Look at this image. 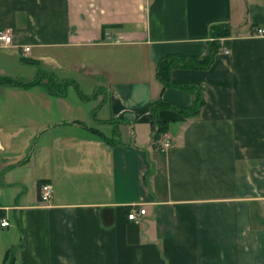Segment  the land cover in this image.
<instances>
[{
    "label": "crops",
    "instance_id": "crops-1",
    "mask_svg": "<svg viewBox=\"0 0 264 264\" xmlns=\"http://www.w3.org/2000/svg\"><path fill=\"white\" fill-rule=\"evenodd\" d=\"M257 28L264 0H0V79L18 82L0 81V264H264ZM212 42L205 68L174 59L171 80L203 104L159 108L157 145L151 103L198 97L163 86L157 62Z\"/></svg>",
    "mask_w": 264,
    "mask_h": 264
},
{
    "label": "trees",
    "instance_id": "trees-1",
    "mask_svg": "<svg viewBox=\"0 0 264 264\" xmlns=\"http://www.w3.org/2000/svg\"><path fill=\"white\" fill-rule=\"evenodd\" d=\"M229 34H230V30L228 29L227 25H216L215 27H213L212 35L217 38L226 37ZM218 47H219L218 42H212L211 46L209 47V55L202 59H199L196 57H187V58H183V57H167L166 58L165 57V58H162L157 62V65H156V77L163 84V86L170 85V86H177V87L192 89L193 87L192 85H184V84H180V83H177L171 80L170 71L176 65L174 63V59L177 58L178 60H181L180 64L181 66H184V67L205 68L211 63L213 55L217 52ZM0 81L4 83H12V84L18 83L17 81H12V80L10 81L8 79H0ZM19 84L21 86H26V84L24 83H19ZM57 84H60V87H62L61 85L66 84V82L58 81ZM62 88H64V85ZM62 90H65V89H61V91ZM192 90L197 95L198 93H200L194 88ZM61 91H56V92L60 94L62 93ZM202 104H203V99L200 97V95H198L195 101V104L188 108L187 107H177L176 105L168 101L161 100V99L153 101L151 103L152 139L153 140L157 139L160 136V134L164 133L168 129V123L159 120L158 117L156 116L159 108H165V107L173 108L177 110L183 116H190V115L197 114L198 109Z\"/></svg>",
    "mask_w": 264,
    "mask_h": 264
},
{
    "label": "built area",
    "instance_id": "built-area-1",
    "mask_svg": "<svg viewBox=\"0 0 264 264\" xmlns=\"http://www.w3.org/2000/svg\"><path fill=\"white\" fill-rule=\"evenodd\" d=\"M256 32L258 34H262L264 31L263 29L257 28ZM12 33L10 29H2L0 30V46L6 47L12 44ZM29 47H24V51H28ZM228 52V51H226ZM157 145L167 148L170 146V141L168 138L164 137V134H161L160 137H158L156 140H154ZM39 200L42 204L48 203L52 196H53V186L49 182H42L39 185ZM145 213V209L142 207L134 208L127 214V218L129 220H133L135 222L139 221V216L143 215ZM8 225V221L6 219L0 220V226H6Z\"/></svg>",
    "mask_w": 264,
    "mask_h": 264
}]
</instances>
